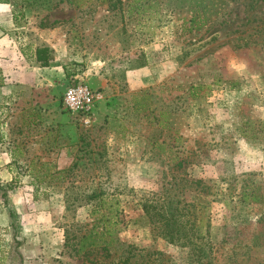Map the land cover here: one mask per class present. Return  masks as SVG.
I'll return each mask as SVG.
<instances>
[{"label":"rangeland","instance_id":"374dc122","mask_svg":"<svg viewBox=\"0 0 264 264\" xmlns=\"http://www.w3.org/2000/svg\"><path fill=\"white\" fill-rule=\"evenodd\" d=\"M8 2L39 63L99 99L84 117L63 93L11 138L0 264H264V0ZM99 191L123 223L79 253ZM165 193L207 228L206 257L152 233L138 200Z\"/></svg>","mask_w":264,"mask_h":264},{"label":"crops","instance_id":"0c3cea01","mask_svg":"<svg viewBox=\"0 0 264 264\" xmlns=\"http://www.w3.org/2000/svg\"><path fill=\"white\" fill-rule=\"evenodd\" d=\"M16 19L0 3V170L6 171L19 152L18 143L11 138L35 124L32 110H57V97L68 88L61 66L53 65L52 60L39 63L37 44L18 32ZM6 171L0 176L4 183L11 180Z\"/></svg>","mask_w":264,"mask_h":264},{"label":"trees","instance_id":"16d2710c","mask_svg":"<svg viewBox=\"0 0 264 264\" xmlns=\"http://www.w3.org/2000/svg\"><path fill=\"white\" fill-rule=\"evenodd\" d=\"M2 4H8V0H0ZM253 139L254 137H248ZM175 199V193H165L161 195L150 194L145 197L144 195L139 198L138 203L143 217H146L148 225L151 227L152 233L156 237H161L169 243L181 242V246L185 245H200L195 246L194 251L199 252L198 257L201 254L205 257L207 253L211 251L212 247L209 244L208 234L206 232H197L196 229L187 230L186 225L195 222V218L192 216L185 217L183 210L185 208H174L172 210L169 206L171 200ZM91 209L88 216L92 219L91 228L87 233L80 236L78 239V252L84 251V249H93L98 246V243H102V249L107 250L113 242H115V233L119 231V225L123 223L120 210V201L115 193H101L100 191L94 195L91 200ZM245 202H258L256 195L251 193V197L243 196ZM186 211V210H185ZM9 219L12 221V214L8 210ZM202 220L197 222V225L201 226ZM13 226V224H11ZM14 227V226H13ZM185 241V242H183ZM210 263V262H209Z\"/></svg>","mask_w":264,"mask_h":264},{"label":"built area","instance_id":"2783aa9c","mask_svg":"<svg viewBox=\"0 0 264 264\" xmlns=\"http://www.w3.org/2000/svg\"><path fill=\"white\" fill-rule=\"evenodd\" d=\"M99 95L88 86L75 83L70 85L63 94L62 103L64 108L72 113L82 116H89L92 113L94 104Z\"/></svg>","mask_w":264,"mask_h":264}]
</instances>
